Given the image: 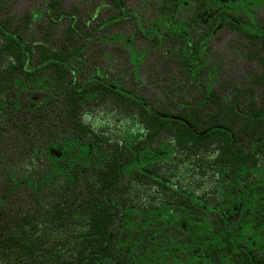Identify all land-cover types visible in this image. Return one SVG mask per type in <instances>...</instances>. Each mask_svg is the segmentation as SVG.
Instances as JSON below:
<instances>
[{
  "label": "trees",
  "instance_id": "obj_1",
  "mask_svg": "<svg viewBox=\"0 0 264 264\" xmlns=\"http://www.w3.org/2000/svg\"><path fill=\"white\" fill-rule=\"evenodd\" d=\"M112 1L101 28L130 15ZM0 7V264H264L262 28L239 30L262 65L257 99L253 86L218 91L212 28L191 33L170 13L137 19L172 43L165 58L172 52L189 85L173 95L177 108L157 107L99 68L87 73L78 8L50 0L18 17ZM42 19L37 37L31 24ZM89 100L130 119L118 139L83 121Z\"/></svg>",
  "mask_w": 264,
  "mask_h": 264
},
{
  "label": "rangeland",
  "instance_id": "obj_2",
  "mask_svg": "<svg viewBox=\"0 0 264 264\" xmlns=\"http://www.w3.org/2000/svg\"><path fill=\"white\" fill-rule=\"evenodd\" d=\"M4 2L3 14L20 17L27 12L45 11L50 0H4ZM61 2L66 11H71L74 7L78 8L77 17L83 19L87 25L83 28L91 37L84 54L86 61L83 67L87 73L99 68L107 78L121 81L132 90L144 95L153 106L177 108L172 104L176 99L173 95L181 90V86L189 87V85L172 52L168 53V58H165V52L172 43L159 36L149 37L136 21L138 19L143 22L142 24H147L159 19L163 13L172 14L175 0H125L130 15L103 28L100 26L101 23L117 12L112 0H61ZM256 2H258L256 16L262 20L264 0H256ZM185 13H188V10H181L175 18ZM132 15L135 19L131 17ZM48 23V19L35 20L31 24V32L41 37ZM67 24L68 20H62L55 26V39L58 43H61L64 37ZM109 35H115L116 39L112 41L104 39ZM124 39L127 42L121 41ZM210 45L207 55L212 63L222 69V77L216 84L218 91L221 94H228L231 93L228 87L232 85L239 88L253 86L256 98L260 99L262 90L253 84L252 79L262 70V65L252 53L249 38L223 29L214 35ZM134 51L143 55L139 62H133L131 55ZM10 98L13 100L11 96ZM95 102L89 100L85 104L81 118L96 130L104 131L115 140L118 139L119 135L128 128L130 119L120 113L113 104ZM8 152V156L12 157L11 145L8 147Z\"/></svg>",
  "mask_w": 264,
  "mask_h": 264
},
{
  "label": "flooded vegetation",
  "instance_id": "obj_3",
  "mask_svg": "<svg viewBox=\"0 0 264 264\" xmlns=\"http://www.w3.org/2000/svg\"><path fill=\"white\" fill-rule=\"evenodd\" d=\"M175 1V7L171 14L173 21H177V19L184 16L183 20L189 24L191 33L193 31H198L199 29L204 31L208 28H212L213 38L219 30L228 29L232 33L236 32L242 34L250 40L249 35L239 32V30L243 29L244 31H247L248 29H253L255 27H260L264 30V19L261 20V18H257L256 16V3L258 4L256 0L253 2L248 0ZM253 3H255V5H252ZM181 10H188V13L175 18ZM222 15L226 16V18Z\"/></svg>",
  "mask_w": 264,
  "mask_h": 264
}]
</instances>
